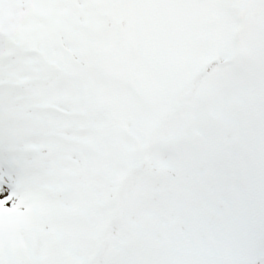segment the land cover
<instances>
[{
  "label": "snow or ice",
  "instance_id": "obj_1",
  "mask_svg": "<svg viewBox=\"0 0 264 264\" xmlns=\"http://www.w3.org/2000/svg\"><path fill=\"white\" fill-rule=\"evenodd\" d=\"M0 264H264V0H0Z\"/></svg>",
  "mask_w": 264,
  "mask_h": 264
}]
</instances>
